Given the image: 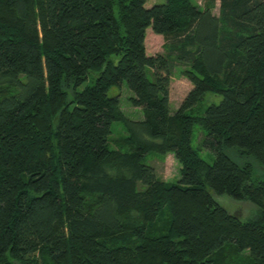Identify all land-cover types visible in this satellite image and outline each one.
<instances>
[{
  "label": "trees",
  "instance_id": "16d2710c",
  "mask_svg": "<svg viewBox=\"0 0 264 264\" xmlns=\"http://www.w3.org/2000/svg\"><path fill=\"white\" fill-rule=\"evenodd\" d=\"M146 2L0 0V264H264V0L217 16L216 0ZM148 28L163 54L146 55ZM176 67L192 89L171 111ZM122 83L142 120L108 95ZM205 94L220 103L202 110ZM148 154L172 155L179 180Z\"/></svg>",
  "mask_w": 264,
  "mask_h": 264
},
{
  "label": "rangeland",
  "instance_id": "374dc122",
  "mask_svg": "<svg viewBox=\"0 0 264 264\" xmlns=\"http://www.w3.org/2000/svg\"><path fill=\"white\" fill-rule=\"evenodd\" d=\"M200 7H203L206 3V0H194ZM165 0H147L145 7L150 8L156 4H163ZM212 13L214 15H218L219 13V0H216L215 8L213 9ZM145 53L147 56H155L157 54L164 53V45L165 40L162 36L154 34L150 28H148L145 32ZM93 75L87 79V81L82 85L81 88L92 85L94 82ZM148 78L152 79V76L148 74ZM192 89V85L190 82L185 79L180 74V68L176 67L172 71V76L170 78V87H169V105L171 111H175L180 103L183 101L187 93ZM108 95L110 97H118L120 101V107L125 115L129 120H142L143 115L140 109L132 107L129 102L128 98L132 97V93L129 91L125 83H122L120 87H112ZM221 101V96L212 95V94H205L203 100L200 102L199 108L202 110L210 105H217ZM126 136L125 131L123 129L122 124L120 123H113L111 127V135H110V146L114 148L116 145V141L120 140V138H124ZM203 131L200 129L199 126H194L191 138V145L194 150L197 151L199 156L206 161L208 164L213 163V155L204 150L201 146V140H203ZM202 150H199V149ZM144 164L153 167L156 171L157 176L165 181L170 183H176L180 176H179V165L174 160L172 155H168L165 159H159L154 154H148L145 158ZM256 175L263 176V171L257 166H254ZM219 204H221L228 213L236 214L241 221H248L252 220L258 214V210L249 202L242 201L236 202L227 197H220L216 199ZM221 201H226V204L221 203ZM239 260L235 262L238 264Z\"/></svg>",
  "mask_w": 264,
  "mask_h": 264
}]
</instances>
